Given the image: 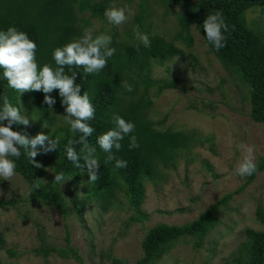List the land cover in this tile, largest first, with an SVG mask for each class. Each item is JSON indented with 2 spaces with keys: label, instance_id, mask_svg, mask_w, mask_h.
Masks as SVG:
<instances>
[{
  "label": "trees",
  "instance_id": "trees-1",
  "mask_svg": "<svg viewBox=\"0 0 264 264\" xmlns=\"http://www.w3.org/2000/svg\"><path fill=\"white\" fill-rule=\"evenodd\" d=\"M161 4L172 8L179 6L176 19L179 30L171 40L159 34L147 35L150 47L132 34L127 37L117 32H108L111 37L109 47L115 48V54L108 58V66L98 74H86L83 68L65 67V74L76 72L75 83L81 87L80 94L87 92L95 108L94 119L88 121L95 131L87 137V143L95 149L94 157L99 161L97 169L98 179L89 183L87 166L83 156L84 145L78 143L80 133H73L67 125L59 129L54 139L58 141L57 149L48 153L38 146L36 162L41 166L36 168L30 162L23 148L20 149L19 158L7 157L15 165V171L27 185L28 191L25 199L28 202L54 208L65 218L69 210L78 212L82 206L94 202L103 211L116 206L126 205L130 215L127 224L143 221L145 213L141 209L144 198L143 180L154 179L158 176L156 164L172 165L178 149L189 148L196 144L200 138L194 131L174 130L170 127H157L148 116L153 104V98L163 90L177 87L174 79H155L152 77L153 62L162 63L174 56L181 55L183 49L176 45V41L183 40L186 47L191 46L192 38L189 34L191 26H195L202 35L205 44L218 60L228 77L236 86L242 87L239 92L248 99L249 115L262 124L264 128V30L262 26L253 28L249 25L246 12L254 6H261L264 10V0H159ZM113 0H0V31L15 27L25 32L36 45V62L42 67L44 64L55 68L53 51L57 47L79 39L83 34L84 25L80 24L78 15L88 12L89 18L94 17L105 20V11ZM149 0H139V12L136 16L137 26L147 18L146 8ZM220 12L228 30L223 31L225 47L216 50L210 44L203 30L204 19L211 14ZM88 19H84L88 22ZM84 22V23H85ZM140 28V27H139ZM122 82L132 86V91L125 90ZM222 82V81H220ZM55 100V107H60L59 91L50 94ZM20 108L23 103L25 111L39 116L40 120L50 119V110L43 103L42 92L29 91L20 94L9 87L0 68V107L3 98ZM229 101H225L228 104ZM205 105V104H204ZM209 106L211 104L209 103ZM21 110V108H20ZM65 112V111H64ZM21 114L23 112L21 111ZM113 114L120 115L126 122L134 125L133 131L120 141L121 148H115L112 154L120 160L126 161L125 168H116L115 160L105 162L108 153H105L97 143V138L104 132L114 128ZM164 121V119L162 120ZM6 124L7 122H3ZM13 131L26 134L29 138L35 137L31 127L14 124ZM135 136L139 147L130 148L131 137ZM204 139L208 140V137ZM203 139V140H204ZM73 140L72 146L81 156L82 169L67 159L66 148L68 141ZM214 175L210 163H204ZM257 170L251 176L243 177L240 186L232 192L220 196L214 203L201 212L192 221L185 224H167L160 222L148 228L141 241V254L134 264H158L161 258L179 242H191L192 247L202 246L206 236L220 224L219 211L228 201L241 192L248 184L253 182L256 174L264 171V155L256 163ZM63 172L66 179L72 177L77 182L81 176L82 199L73 198L74 206L69 208L61 192V184L54 182V176ZM46 181V182H45ZM40 184L35 190L34 185ZM31 194L29 195V192ZM15 201H0V205H13ZM255 213L263 220L261 205L256 206ZM65 245H50L43 233L38 234L39 245L33 249L35 255L47 257L52 252L64 257L74 258L78 264H83V258L78 251L70 245L69 231H65ZM244 239L230 252L232 264H264V230L245 227ZM4 235L0 231V250L3 246ZM9 256H15L13 249H7ZM111 258V254H107ZM109 264H125L120 259L112 257Z\"/></svg>",
  "mask_w": 264,
  "mask_h": 264
},
{
  "label": "rangeland",
  "instance_id": "rangeland-1",
  "mask_svg": "<svg viewBox=\"0 0 264 264\" xmlns=\"http://www.w3.org/2000/svg\"><path fill=\"white\" fill-rule=\"evenodd\" d=\"M110 6L130 8L134 15L116 26L107 17L103 21L88 19L89 13L82 12L78 17L84 25L83 31L92 29L93 37L115 31L120 36L132 34L136 38L137 31L143 35L145 30L146 34H159L171 40L179 30L175 12L179 6L167 8L159 0H149L148 16L141 26H137L135 19L139 0H113ZM246 17L251 27L261 25L264 30L261 6L247 10ZM189 34L191 46L186 47L183 40L176 41L183 49L181 55L162 63L153 62L152 77L174 79L177 87L152 97L148 116L159 128L194 131L200 140L189 148L178 149L172 165L156 164L158 176L142 181L144 220L128 225L131 212L124 202L106 211L94 202L87 203L78 212L69 210L64 218L54 208L28 202L25 199L28 188L19 174L10 182L0 179V201H15L13 205H0V231L4 235L0 264H78L74 258H64L55 252L47 257L33 253L39 245V233H43L50 245H65L66 228L70 245L81 255L83 264H109L112 257L134 264L141 254L140 241L148 228L160 222L188 223L220 196L240 186L243 177L236 175L235 169L245 153L239 146L254 148L256 164L264 155V128L251 118L248 99L239 92L242 87L228 77L195 26L190 27ZM20 108L29 119L34 136L43 132L54 140L59 129L68 125L64 119L66 113L60 107L53 106L48 121L27 113L23 103ZM205 162L210 163L214 175ZM83 182L81 176L77 182L70 179L61 184L69 208L74 206L73 198L82 199ZM258 204L263 220L255 213ZM219 217L220 224L209 232L201 247H192L189 240L179 242L158 264H232L233 258L229 255L244 239L243 229L264 230V171L234 194L219 211ZM7 249H13L15 256H9Z\"/></svg>",
  "mask_w": 264,
  "mask_h": 264
},
{
  "label": "clouds",
  "instance_id": "clouds-1",
  "mask_svg": "<svg viewBox=\"0 0 264 264\" xmlns=\"http://www.w3.org/2000/svg\"><path fill=\"white\" fill-rule=\"evenodd\" d=\"M109 23L120 26L127 22L134 12L130 8H117L110 6L104 13ZM203 30L207 41L218 51L225 47V36L223 31L228 30V25L224 22L220 12L208 15L203 21ZM137 38L145 47H150V41L147 35H141L137 31ZM111 37L100 34L93 37L92 29H85L82 36L63 47H57L53 51V59L56 67L48 64L42 67L36 62V43L31 40L23 31H18L15 27H9L6 31H0V68L3 69V77L6 79L9 87L15 89L20 94L29 91L42 92L44 94L43 103L53 110L56 100L50 95L54 90L59 91L61 105L64 107L65 122L70 126L73 133H80L78 143L84 145L83 151L87 154L83 160L87 166L89 183L98 179L97 169L99 161L94 157L95 149L87 143V137L91 136L95 129L90 126L88 121L94 119L95 108L87 92L80 94L81 87L75 83L76 72L72 75L65 74V67L83 68L86 74H98L108 66V58L115 54V48L109 47ZM121 86L131 92L132 86L127 82H122ZM7 122L4 124L3 122ZM112 122L114 128L104 132L97 138L100 148L108 153L106 163L115 160L116 168H125L126 161L117 159L112 150L117 151L121 148L120 141L125 135L130 134L134 125L126 122L118 114H113ZM29 125V119L21 114L18 107H14L5 96L2 107H0V179L2 181H11L16 175L15 163L7 157L19 158L20 149L25 150L30 162L36 168L41 165L36 162L35 157L40 154L38 146L43 153H48L57 149L58 141L51 139L49 135L43 132L35 137L29 138L26 134L13 131L12 126ZM76 141L69 140L66 148L67 159L71 161L76 168L82 169L81 156L72 146ZM130 148L139 147L135 136L131 137ZM245 153L243 159L238 163L235 174L240 177H248L256 172L257 167L254 162V148L241 144L239 146ZM72 177H65L61 172L54 176V182L62 185ZM46 182V181H45ZM40 188V184H35L34 189ZM31 191L29 192V195Z\"/></svg>",
  "mask_w": 264,
  "mask_h": 264
}]
</instances>
